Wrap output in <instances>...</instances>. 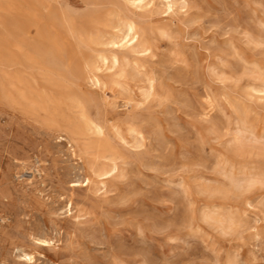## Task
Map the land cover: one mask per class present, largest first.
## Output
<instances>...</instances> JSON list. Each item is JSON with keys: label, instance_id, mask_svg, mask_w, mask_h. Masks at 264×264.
Returning <instances> with one entry per match:
<instances>
[{"label": "rangeland", "instance_id": "1", "mask_svg": "<svg viewBox=\"0 0 264 264\" xmlns=\"http://www.w3.org/2000/svg\"><path fill=\"white\" fill-rule=\"evenodd\" d=\"M134 1L0 0V264H264V0Z\"/></svg>", "mask_w": 264, "mask_h": 264}, {"label": "bare ground", "instance_id": "2", "mask_svg": "<svg viewBox=\"0 0 264 264\" xmlns=\"http://www.w3.org/2000/svg\"><path fill=\"white\" fill-rule=\"evenodd\" d=\"M136 1V0H135ZM134 1V2H135ZM140 1H142V0H139V3H140ZM146 0H144V2H145ZM179 1H183V0H179ZM137 2L138 1H136L135 3L137 4ZM165 2H167V1H165ZM149 3H152V2H149ZM163 3V2H162ZM174 3V0H168V4H166V5H169V6H171L172 4ZM181 3V2H180ZM184 3H186V1L184 2ZM134 4V3H133ZM177 4H179L178 2H177ZM147 5H149V4H147ZM138 6V5H137ZM173 6V5H172ZM182 6H184V5H182ZM139 7V6H138ZM172 10V9H171ZM137 26L138 25H136V23L135 22H133V21H129V22H127L126 23V25H125V33H124V36H123V39H124V41H125V43H129V44H131V45H133V43H136V42H138V40H139V38H140V36H141V32L138 30V28H137ZM141 39H143V38H141ZM150 48V47H149ZM117 50V49H116ZM113 61L114 62H116V61H118L117 60V58L116 57H113ZM96 77V76H95ZM95 79V78H94ZM96 80V79H95ZM97 82V81H96ZM93 123V122H92ZM101 126H98V125H94V128L97 130V132H99V133H101V128H100ZM92 128V127H91ZM103 131H104V129H103ZM99 156H100V154H98ZM102 156V155H101ZM105 157V156H104ZM109 157V156H108ZM103 159V158H102ZM101 160V159H100ZM97 161H99V158H98V160ZM99 162H102V161H99ZM115 167V166H114ZM113 168V167H112ZM111 168V169H112ZM106 170V169H105ZM87 181H88V179H87ZM39 239V238H38ZM42 240V239H41ZM29 253H27V254H24V256H28V258H30V255H28ZM22 255V254H21Z\"/></svg>", "mask_w": 264, "mask_h": 264}]
</instances>
